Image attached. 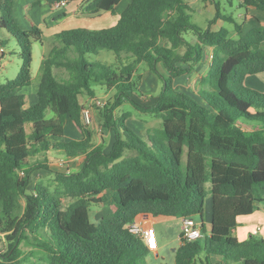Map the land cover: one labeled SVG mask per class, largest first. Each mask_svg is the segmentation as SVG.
Returning a JSON list of instances; mask_svg holds the SVG:
<instances>
[{
	"label": "trees",
	"instance_id": "1",
	"mask_svg": "<svg viewBox=\"0 0 264 264\" xmlns=\"http://www.w3.org/2000/svg\"><path fill=\"white\" fill-rule=\"evenodd\" d=\"M191 1L130 0L111 27L53 34L42 55L36 100L28 105L24 89L33 82V45L44 46V32L36 25L22 29L14 0H0V27L16 38L21 59L17 76L0 82V264H147L151 249L131 225L148 213L201 217L206 229L208 195L210 231L195 241L181 234L175 264H194L200 255L207 264H213L211 255L264 264V237L239 240L233 234L238 217L264 203V92L245 84L247 75L264 72V25L245 30L223 15L220 0H211V22L234 23L237 37L224 25L203 28L193 21ZM122 2L82 0L80 12L100 16ZM240 4L264 10V0ZM205 47H213L219 63L210 64V87L198 89L195 99L176 80L195 71ZM0 49L2 59L1 42ZM102 50L112 52L113 61L90 57ZM141 64L162 82L151 103L140 100ZM55 68L68 77H58ZM97 86L113 93L101 106L103 127L114 140L109 151L106 141L95 142L84 119L85 102L98 99ZM124 103L159 118L160 127L141 133L130 125V111L118 114ZM68 123L77 137L67 136ZM49 152L67 164L55 165ZM69 160L80 168L73 170ZM40 171L54 173L53 187L40 181L30 190ZM109 192L110 209L95 223L90 205L106 203Z\"/></svg>",
	"mask_w": 264,
	"mask_h": 264
},
{
	"label": "rangeland",
	"instance_id": "2",
	"mask_svg": "<svg viewBox=\"0 0 264 264\" xmlns=\"http://www.w3.org/2000/svg\"><path fill=\"white\" fill-rule=\"evenodd\" d=\"M27 2L28 0H14V18L22 29L31 28V26L29 28L27 25L28 20L26 16L28 14V8H30V6H27L26 8L25 5ZM221 3H222L221 11L223 15L233 16L237 20L238 14L241 11V9L239 8L238 0H233L232 3H229L226 0H221ZM63 7L65 6L58 7L56 9L58 10L63 9ZM34 11L38 12L37 9H35ZM32 12H33V8H32ZM34 14L35 13H33V15ZM214 14H215V9H214ZM63 16L64 15L61 13L58 19H62ZM118 18L119 16H116V15H110V16H105V17H100V18H98L97 16V18L93 20H88V19L84 20L82 27H87V28H92V29L108 28V27L115 25L118 21ZM44 21H47V18L38 19V23H43ZM193 21L197 23L198 25L202 26L203 28L205 27L207 28L209 24L211 25L214 24L212 22L207 23L204 20V18L200 19L199 16L195 14L193 17ZM70 22L73 23V21H70ZM217 23L218 25L213 26V27H219L220 20ZM221 24H223L224 26H226L227 28L231 30V35L233 37H237V31L235 29L234 23L229 22V21H221ZM243 26L247 30L250 28V25L244 22H243ZM57 28H60V27H55V29ZM41 30L43 32L44 31L47 32L46 26L44 25ZM48 33H51V31L48 30ZM189 38L193 41L195 40V37L193 35H190ZM43 40H44V46L41 45L40 41H35L33 45V76L34 77L37 75V72L40 73V70L42 69V60H41L42 53L45 51L46 52L49 51L53 43L51 42V36L50 37L43 36ZM0 42L4 45V50L6 52L5 56L2 59H0V82H5L8 79H12L16 77L19 72L20 64H21V59L19 56L20 48H19L16 38L13 37L11 34H9L8 31L2 27H0ZM90 57L94 59L100 58V59H104L107 61H113L114 54L112 52L102 50L99 53V55H91ZM207 59H209L208 63H206ZM211 63H214V65L217 66V64L219 63V59L216 58L215 60H213V58L209 57L208 47H205L203 60L197 63L199 73L203 74V71H204V74H205V70L207 69V67L209 69V66ZM195 72H193V74ZM55 73L60 78L68 77V72L64 68H55ZM195 75L196 73L193 75V77L191 75H190L191 77L186 76L184 80H180L181 78L178 79L176 81V85L177 86L185 85L186 87L185 86H182V87H184V91L186 93H188L195 99H200L196 92L199 88V84H197L196 82L195 83L193 82V78L195 77ZM136 80L138 81V85L140 86L141 92L143 93V96H141L140 100L145 103L153 102L155 99V96H158L162 90V82L145 64H141L139 66L137 73H136ZM203 81L205 82V85H202L200 89L202 88L209 89L210 83H209L207 74H205ZM38 83H39L38 79H34L32 84L29 87H26L24 89V92L27 96L28 105L34 103L36 100V95L38 92ZM96 89L98 91V99L109 100L113 97L112 95L113 93L105 91L106 89L103 86H97ZM85 103L86 104H84V107L86 110L90 112L91 117H92V123L90 125L92 126L94 130V140L96 143L106 141L107 142L106 150L109 151L112 147L114 140H111L112 136L110 135V132H108L103 127V119L101 115L102 108L97 103L95 102L93 103V101L92 103L91 102H85ZM125 111H130L132 113V117H131L132 123L134 126L137 127L138 130H140L141 133L145 132L147 128L153 129V128L160 127L161 120L159 118L154 117L153 115H150V114L141 113L137 111L136 109H134L129 103H124L118 109V114L125 112ZM78 135L79 134L75 126L72 123H68L67 136L77 137ZM49 157L51 158L52 161L58 162V163L60 162V159L63 158L59 155V153H55V152H49ZM71 166L73 170L80 168V165L76 161L71 162ZM59 167H61V165H59ZM53 179H54V173H51L49 171L48 172L46 171L35 172L33 175V181L30 185V190H33L36 183L40 181H42L45 184L50 185L52 188ZM207 185L209 187L210 183H208ZM107 196H108V201L106 203L104 204L91 203L90 205L91 218H92V221L95 223H98L99 217L103 215L104 213L108 212L110 209V204L112 203L111 192H109ZM262 205L263 204L261 203V206ZM207 212H209L211 216V212H212L211 195H208L206 198L205 215H204L205 223H207V218H206ZM160 217L161 219H158L159 222L156 224V230H155L156 238L158 239L160 245L163 242H166V245L163 249H157V250L154 249L153 251L151 250L150 255L146 258V262L147 264H175V250L179 247V244H180V240H181L180 235H181L182 226L180 224V220L178 219H171V218L163 217V216H160ZM196 219L200 222L202 221L201 217H198ZM206 227H208V225ZM255 233L257 235H261L258 232H255ZM4 246H5V241L2 240L0 242V248H3ZM23 249L27 251L31 249V247L23 246ZM236 264H240V263H236Z\"/></svg>",
	"mask_w": 264,
	"mask_h": 264
},
{
	"label": "crops",
	"instance_id": "3",
	"mask_svg": "<svg viewBox=\"0 0 264 264\" xmlns=\"http://www.w3.org/2000/svg\"><path fill=\"white\" fill-rule=\"evenodd\" d=\"M129 2H130V0H123L122 3H120L119 5L116 6V8L113 12H110V11L104 12L100 15V17L110 16V15L120 16V13L124 10V8L128 5ZM238 2H239V8L241 9L240 13L238 14V18H237V21L239 23H241L243 25V22H244V23L250 25V28L253 26H256V25H260V24L264 25V10H259L255 7H249L248 9H246V8L241 6V4H240L241 0H238ZM81 3H82V0H69L67 5H65V7H63V9L58 10L54 7L53 4H50L48 0H28V2L25 5L26 8H27V6H30V8H28V14L26 16V18L28 20L27 25L29 28H30V26L32 27V25H36V26L40 27L41 29L45 25L47 28V32L44 31L45 33L43 36H46V37H50L53 34L60 32L61 30H64V29H69V28H74V27H82L84 20H87V19L93 20V19L97 18V16L96 17H88V16L81 15V12H80ZM220 3H221V0H220ZM190 4H191L192 9H193V17L195 14V15L199 16L200 19L204 18V20L207 23L211 22V20H213V18L215 17L216 9H215V4L213 3V1H211V0H192L190 2ZM221 5H222V3H221ZM31 7L33 8V12H32ZM35 9H37L38 12H35L34 11ZM214 9H215V14H214ZM33 13H35V14L33 15ZM39 13H40V15H39ZM61 13L64 16L62 17V19H58L59 15H61ZM100 17L98 16V18H100ZM42 18H47V21H44L43 23H38V19H42ZM219 20H220L219 27H221L223 25V24H221V21H223V20H221V19H219ZM70 21H73V23ZM80 21H81V23H80ZM216 23L211 25L213 29L219 28V27H213V26L218 25V23L217 24ZM55 27H60V28L55 29ZM243 29H245L244 26H243ZM48 30H50L51 33H48ZM245 30H247V29H245ZM49 34H51V35H49ZM208 51H209V57H210V55L213 54V47H208ZM43 53H42V55H43ZM42 55H41V60L43 58ZM208 62H209V59L206 60V63H208ZM195 70H196V72L195 71L194 72L196 73V75L193 78V82L194 83L196 82L197 84H199L198 89H200V87H201L200 82H202L203 77L205 76V74L208 73L209 69L207 67V69L205 70V74H204V71H203V74H200L199 69H198V64H196ZM41 71H42V69L40 70V73L37 72V75L35 77L33 76V78L38 79V81H39V76L41 74ZM192 74H191V76L193 77L194 74L193 75ZM191 76L189 75L188 77H191ZM34 79H33V81H34ZM178 79H180V78H178ZM184 79H185V77H181L180 80H184ZM245 84L248 87H251V88L256 89L258 91L264 92V72L259 73V74L247 75V77L245 78ZM181 86H185V85H181ZM155 97H157V96H155ZM130 125L133 126L135 129L137 128L136 126L133 125V123ZM147 129H150V128H147ZM110 135H111V133H110ZM73 161L74 160H71V161L69 160V164H70V162H73ZM55 165H60V164L58 162H55ZM206 216H207L206 217L207 223H205V225L206 226L208 225V227H206V230H207L206 232H209L210 228H211L210 213L207 212ZM168 218H170V217H168ZM158 219H161V217L145 213V214L140 215L138 220H137V223L141 224V226L144 228V230H147L150 233L149 239H143V240L145 241V243L149 246V248L152 251L154 249L155 250L163 249L166 245V242H163L160 245L158 239L156 238L155 230H156V224L159 222ZM171 219H178V220H180L181 226L183 225V218L171 217ZM237 221H238V225L233 230V234L239 240H245V239L249 238L252 234H256L255 232H258L259 234H261L260 236L264 237V203L262 206H261V204H258L255 211L252 214L247 215V216L238 217ZM181 231H182V227H181ZM180 237H181V235H180ZM180 243H181V240H180ZM209 262L213 263V264H236V263L226 262V260L222 256H219V255H211L209 257ZM200 263L207 264V259L205 258L204 255H200V256L196 257L194 264H200Z\"/></svg>",
	"mask_w": 264,
	"mask_h": 264
},
{
	"label": "built area",
	"instance_id": "4",
	"mask_svg": "<svg viewBox=\"0 0 264 264\" xmlns=\"http://www.w3.org/2000/svg\"><path fill=\"white\" fill-rule=\"evenodd\" d=\"M69 0H62L59 2H56L54 5L55 8L62 7L67 5ZM1 50V49H0ZM211 58H213V54L210 55ZM104 100L96 99L93 100V103H97L98 105L102 106ZM84 119L86 123L91 124L92 123V117L88 110H84ZM61 166L67 164V162L63 159L59 162ZM131 232L143 237L144 239H149L150 233L147 230H144V228L141 226V224L135 222L130 227ZM181 234L187 241H195L203 236V230H202V222L195 220L194 218H184L183 219V225H182V231Z\"/></svg>",
	"mask_w": 264,
	"mask_h": 264
},
{
	"label": "water",
	"instance_id": "5",
	"mask_svg": "<svg viewBox=\"0 0 264 264\" xmlns=\"http://www.w3.org/2000/svg\"><path fill=\"white\" fill-rule=\"evenodd\" d=\"M202 222V221H201ZM207 230L206 229H203V232L205 233Z\"/></svg>",
	"mask_w": 264,
	"mask_h": 264
}]
</instances>
